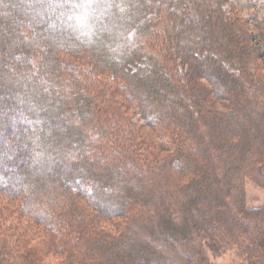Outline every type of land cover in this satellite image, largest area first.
<instances>
[{"label":"trees","instance_id":"1","mask_svg":"<svg viewBox=\"0 0 264 264\" xmlns=\"http://www.w3.org/2000/svg\"><path fill=\"white\" fill-rule=\"evenodd\" d=\"M247 181L264 188V14L0 0V264H264Z\"/></svg>","mask_w":264,"mask_h":264},{"label":"rangeland","instance_id":"2","mask_svg":"<svg viewBox=\"0 0 264 264\" xmlns=\"http://www.w3.org/2000/svg\"><path fill=\"white\" fill-rule=\"evenodd\" d=\"M228 2L237 8L241 16H258L264 14V0H228ZM104 85H106L107 90H113L112 100L114 102H122V95L117 91L115 82H110L111 77L98 76L97 77ZM140 133L142 137L146 139L155 148H167L168 143L164 137H162L157 131L144 126ZM245 194H246V204L247 206L256 207L264 204V188H261L254 184L253 182L245 183ZM62 256L54 257L53 259L57 261ZM210 261L213 264H235L236 258L233 253H227L223 256H218L214 258L210 256Z\"/></svg>","mask_w":264,"mask_h":264}]
</instances>
